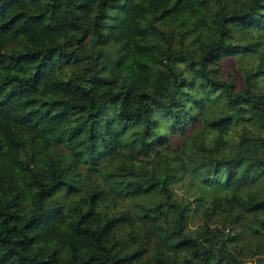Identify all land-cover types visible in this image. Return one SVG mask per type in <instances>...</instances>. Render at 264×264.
<instances>
[{"label": "trees", "instance_id": "16d2710c", "mask_svg": "<svg viewBox=\"0 0 264 264\" xmlns=\"http://www.w3.org/2000/svg\"><path fill=\"white\" fill-rule=\"evenodd\" d=\"M164 17L181 36L198 31L197 53L173 46L157 24ZM263 29L264 0H0V264H245V250L260 255ZM111 41L116 52L97 69L59 72L87 47L101 58ZM250 54L258 60L239 83L224 72L226 58ZM238 122L248 128L227 142ZM159 123L180 134L194 127L203 222L193 234L188 204L169 184L182 163L171 147L155 148L165 142ZM104 156L111 173L97 166ZM110 174L119 190L103 188ZM124 201L134 213L117 208ZM229 242L239 245L221 250Z\"/></svg>", "mask_w": 264, "mask_h": 264}, {"label": "rangeland", "instance_id": "374dc122", "mask_svg": "<svg viewBox=\"0 0 264 264\" xmlns=\"http://www.w3.org/2000/svg\"><path fill=\"white\" fill-rule=\"evenodd\" d=\"M157 24L162 28L167 34L168 37L173 44V46L183 49H188L193 52V54L198 52V39H197V32L195 31L193 33H190L186 36H181L179 34V27L177 24L170 20L167 17L161 18L157 21ZM261 33L262 38L260 39L262 45V51H264V29L258 31ZM87 46V45H85ZM115 44L111 41L107 43L105 46L102 47L101 58L98 57V53L91 48L85 49L86 58L82 59L80 62H73L68 63L59 68V72L63 74L64 76H67L69 74H72L77 71H84L85 65L88 66L91 69H95L96 65H99V62L103 58H111L115 54ZM257 54H250L245 57H238V56H231L226 58V60L223 63V70L225 73L228 74V76L231 74L236 78V81L240 82V75L243 74L244 67H248V65L251 66L253 61L258 60ZM250 63V64H249ZM97 65V68H98ZM96 68V69H97ZM260 87L264 91V83L260 84ZM154 117L158 120L160 118V115L158 112L154 113ZM143 126V123H137L134 126L127 129L124 134L123 138L125 139H133L134 138V131L141 128ZM194 127H188L185 131L186 133L180 134L172 130H168L167 126L165 124H157V134H159L163 140L165 141L162 145H156L155 148H162L161 153L167 152L169 154V151L166 150L163 146H169L171 149H174V151H170L172 153V157H179L177 160L178 163L181 164V168L179 172L176 174L175 177L171 178L169 181V184L174 192V195L176 198L181 201L188 204V211H187V220L185 224V230L190 233H195V231L200 227V225L203 222V217L201 213V207L198 204V201L196 200V196L199 194V190L201 186L203 185V174L201 172V169L198 168L195 164H192L189 162V156L192 151V143L194 139L192 140L191 134L193 133ZM200 129L199 127H197ZM248 128V125L242 122H238L235 125L231 126L229 129H227L223 133V137L227 142L236 139L238 137V134L241 133L242 129ZM211 131V130H210ZM208 131L209 136L215 135L213 131ZM246 148V144L244 145ZM139 146H137V149ZM160 153V154H161ZM160 154L156 155H150L145 158L147 159H159ZM143 156V155H142ZM113 162H111L109 157L104 156L102 159L98 161V168H100L104 173H111ZM160 166V167H158ZM156 168L160 169L161 165L155 166ZM163 167V165H162ZM162 170V169H161ZM108 178L110 179L108 182L105 183L103 188L106 189V191H116L115 189L119 190L120 187L116 184L118 182V179L110 174L108 175ZM144 201V200H143ZM148 199L145 200L147 202ZM117 208H120L122 210H126L129 212L134 213L135 209L131 205H129L128 201H124L122 204L118 203ZM132 221L135 218L133 214H130ZM132 221H127V224L129 227H127L125 224H123V227L126 231L128 229L132 228ZM246 240V239H245ZM244 243V241H243ZM238 244L239 243H233ZM233 244L231 242L225 243L221 245V250L228 251L232 248ZM264 250V249H263ZM263 250H261L262 253L258 256H250V251L245 250L246 255L248 254L249 257L246 259L248 261L245 262V264H258L256 263V260L259 256L264 255ZM197 261V258L194 260ZM264 262V261H263ZM262 262V263H263Z\"/></svg>", "mask_w": 264, "mask_h": 264}, {"label": "water", "instance_id": "95a60500", "mask_svg": "<svg viewBox=\"0 0 264 264\" xmlns=\"http://www.w3.org/2000/svg\"><path fill=\"white\" fill-rule=\"evenodd\" d=\"M262 264H264V262Z\"/></svg>", "mask_w": 264, "mask_h": 264}]
</instances>
